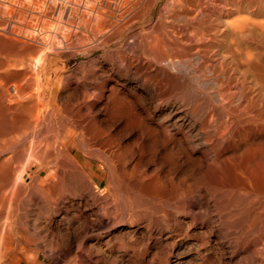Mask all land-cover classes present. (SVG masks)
Masks as SVG:
<instances>
[{
    "label": "bare ground",
    "instance_id": "obj_1",
    "mask_svg": "<svg viewBox=\"0 0 264 264\" xmlns=\"http://www.w3.org/2000/svg\"><path fill=\"white\" fill-rule=\"evenodd\" d=\"M65 1L62 3L57 0H0L1 81L9 75L24 79L25 75L29 73L27 70L31 65L29 61H32L29 57L31 54L37 65L43 64L44 51L52 44L49 43L52 42L50 39H60V42L64 41L69 45L70 41L78 40V33H81V30H85L93 34L89 36L93 41L84 36L86 34L83 36L81 34L82 41L79 37L81 42L85 43L83 37L87 38L85 40H89V42L86 41L87 44L83 43V49L79 48L82 49L81 53L83 51L85 53L105 52L109 51L108 49L112 46L117 51L120 60L138 56L144 58L143 61L145 60L147 66H144V62L141 64L143 66L138 64L137 72H141L139 74L142 75L144 73L146 77L153 79L151 85L146 88L156 102L155 110L162 112L165 109L164 106L169 107L171 104L194 105L192 110H188L191 118L196 122L202 114L204 117L202 123L209 122L210 125L212 121H216L215 115L220 107L222 114L228 118L231 117L238 128L256 126L260 121L264 122V0H220L221 2L218 1L219 7L215 1L214 3L211 1L210 9H207L209 6H206L205 10V7L202 6L196 8L199 11L191 10V6L196 0H165L163 9L156 17L153 16L152 9L160 0ZM153 19H155V23L149 25L150 27H145L144 24ZM54 20L58 21V27L54 24L55 28H53L51 22ZM81 42L75 41V45L78 43L83 45ZM53 43H55V47L58 44L57 42ZM89 43H93V45L90 46ZM66 44L63 45L70 48ZM72 45L74 44L72 43ZM75 45L72 46L73 49ZM52 46L54 45L52 44ZM52 46V49L55 48ZM57 48H59V44L56 51ZM52 49L51 51L54 50ZM61 49L63 50V47ZM60 53L58 52V54ZM106 61L103 59L100 62L102 63L100 69L104 70ZM134 61L132 59L133 63ZM57 62L61 63L53 71L59 75L61 80L60 73L66 68V60L61 61L60 58L52 57L45 72L53 68ZM127 65L123 71L130 74L131 64L129 68ZM207 71L213 74L210 75L211 78L207 77ZM39 75L37 74L33 80L29 79L31 80L29 82L25 80L29 77L27 76L25 81L22 80L23 83L17 84L16 81L10 86H6L0 81V264H16V259H22L18 256L19 254L16 255L17 252L15 255L12 254L15 252L14 250L10 254L13 238L11 224L17 216V206L22 202L20 199L22 194L28 193L30 196L25 198L30 200L31 196L38 199L42 203L43 209L48 206L44 204V195L39 191V188L42 189L51 174H48V178L43 177L42 169L46 166L48 168L52 163L56 166L59 164L65 169H68L66 166H72L74 169L77 165L90 164L91 161H82L78 158L76 154L78 151L91 159L97 156L95 157L97 160L103 154L99 152L100 155L98 152L90 150L91 143L89 144V140L86 141V137L77 140L78 137H74L78 132L75 126L71 128L69 124L72 122L69 121L68 124L60 116L61 119H58L53 127H49V131L53 133L52 137L42 136L43 138H40L42 134L36 135V133L34 136L32 135L30 141L23 143L27 138L28 131H32V134L40 132V126L42 127L43 124L41 122L42 124L39 126L37 118L40 116L38 113L34 114L38 105H40L39 108L44 105V102L42 105L39 104L42 99ZM134 75L137 76L136 73ZM20 80L18 81L20 82ZM101 84L104 86V83L101 82ZM32 88L34 89L32 90ZM235 95L242 99L239 101L241 103L240 106L237 105L238 107L234 106ZM205 101H207V105L204 107L202 104ZM138 103H142L139 96L127 100L118 93L112 94L110 107L108 106L111 115L109 118L126 117V122H128L126 127L134 125L135 128L136 125H140L142 135H139L152 134L155 136L159 131L156 132L151 121L147 122L140 116L137 107H135ZM145 104L148 105V103ZM143 107L145 108V106ZM33 109L34 113L31 112ZM155 112L151 114L150 110L147 116L153 119ZM30 114L36 116L33 115V121L30 120L32 118L29 119ZM205 117H207L206 120ZM38 121L40 122V120ZM220 124L215 126L219 133L223 134L230 130L229 122ZM243 124L246 125L243 126ZM131 128L133 127L131 126ZM127 130L129 129L127 128ZM240 130L236 129L235 131L239 132ZM30 132L29 134H31ZM45 133L47 134L46 131ZM23 134H26V138L23 139V142H19ZM230 134L232 135V133ZM23 136L25 137V135ZM139 138L141 137L139 136ZM143 138L145 137L143 136L141 139ZM188 138L180 139L167 134L165 138L156 136L152 141L150 140L152 150L156 154L161 149L170 151V155L161 156L160 176L157 179L158 186L152 193L153 196L150 195L151 193L145 197L140 195L141 198L134 195L136 200L132 201L130 198L129 202L126 195L122 196V198L128 199L126 202H118L113 205L114 200H112L113 202L110 200L111 202L108 201V203L96 202L95 205H92L87 198L78 196L77 199L73 198L63 206L68 211L78 212L86 222L93 220L92 227L100 232L101 230H110L119 223L125 222L128 214L143 212V222L140 221L143 223L140 227L141 231L135 233L133 231L134 234L124 243L120 242V238H118L119 241H112V236L109 238V235H99L96 242H93L95 244L85 250V241L89 239L90 235L86 233L87 230L84 233L78 232L79 230L74 232L76 228L74 230L71 228L73 231L70 230L71 232L62 234L65 237L60 235L63 241L56 235L60 238V242L62 241L60 243L54 237L56 233H50L52 224L45 220L43 215L45 213L38 211L37 219L34 217L35 222L32 224L34 233H31L32 231L30 233L39 237L38 245L47 252L46 258L53 264H264V139H257L254 136L246 138L223 136L196 142V139ZM141 139L138 140L144 144V139ZM137 145L139 147L138 142ZM147 145L150 149L151 145ZM198 146L209 148L200 151L197 155ZM144 150L146 149L144 148ZM148 150L146 153L151 149ZM14 158L16 159L14 160ZM105 158L106 155L103 160ZM158 158L160 159L159 156ZM18 159H24L26 162L17 172L16 167L13 168L12 162L17 160L16 164H20L21 161L18 162ZM100 159L102 160V158ZM36 160L42 162L41 167L39 166L41 171L34 178L36 186L21 184L27 168L31 169L34 162H37ZM109 162L111 161L109 160ZM53 164L52 167L55 166ZM109 165L112 166L110 163ZM17 168L19 169V167ZM79 169L80 167H78ZM71 174L73 173L71 172ZM71 174H69V178ZM73 176L79 178L76 174ZM73 176L72 178H74ZM87 176L85 177L87 178ZM82 178H80V183L85 186L86 190L89 189V184H92L93 181L90 182L87 180L88 178ZM115 179L112 178V180ZM117 180L115 183L120 182ZM73 181L76 179H72ZM119 185L118 183L117 186ZM112 187L114 188V182L109 189ZM123 190V194L126 193L125 189ZM87 191L89 193V190ZM89 195L91 194L89 193ZM106 196L103 197L108 200V196ZM134 196L133 199H135ZM25 198L23 197V199ZM95 198L97 197L95 196ZM137 198L139 199L137 200ZM20 200L21 202H19ZM25 207L22 208L25 209ZM92 211H100L102 216L100 214L101 217L98 219H92ZM75 216L73 217L75 218ZM135 216L134 218H137ZM77 218L79 220L78 216ZM4 221L11 223L9 226L8 223L4 225ZM15 222L13 223L15 224ZM83 224L79 226L84 229L86 226ZM40 247L38 246V248ZM23 249L28 250L27 247ZM91 251H94V254ZM26 255L24 256L26 257ZM28 256L32 257L28 264H42L39 260V250L33 256L30 254ZM27 257L24 259L29 260L30 257L28 259ZM7 258H9V262H6Z\"/></svg>",
    "mask_w": 264,
    "mask_h": 264
},
{
    "label": "rangeland",
    "instance_id": "obj_2",
    "mask_svg": "<svg viewBox=\"0 0 264 264\" xmlns=\"http://www.w3.org/2000/svg\"><path fill=\"white\" fill-rule=\"evenodd\" d=\"M58 1L62 2V3L66 2L65 0H57V2ZM196 1H195L196 6H195V3H194V5H193L194 7L191 6V8H192L191 10H194V9L196 10V8L198 9L199 7H202V6L205 7L204 8L205 10H206V8L208 6L209 7L207 9H210L212 7V5H211L212 2L211 1H213V3L215 1V4H217V5L220 4L218 2L220 0H210V1L209 0H196ZM209 2H210V4H209ZM164 4H165V0H160L155 5V7L153 8L154 10L152 9V13H153L154 17H156L161 12V10L164 7ZM219 6L220 5H218L217 7H219ZM196 11H199V10H196ZM57 22L58 21H56V20H54V22L53 21L51 22L53 28H55V25H57L56 27H58L59 24ZM153 23H155V19H153L152 21L146 22L144 25H145V27H148L149 25L151 26ZM79 33H78V40H74L73 42L70 41V43L68 42L69 45L66 44L67 42H64L62 40L61 41L63 43L60 42L59 41L60 39L56 40V39L53 38V40H56V41H53V40L50 39V41H52V42H49V43H52L54 46H52V44H51V45H49V48H47L44 51L45 58L43 60V62H44L43 64L40 63V64L37 65V63H35L34 60H33L34 58L31 57L33 55L31 54L29 56L31 58L30 60H32V61H29V62H31V65H30V68H28L29 70H27V72H29V73H27L28 75L26 74L29 77H27L25 75L24 79L27 77V79H25V80H28V82H29V81L33 80L34 77L37 74H40L39 75L40 79H41L40 80V84H41L40 96L42 95V99H40L39 104L42 105V102H44V105L41 106L42 108H39L40 105H38V108H35L36 109L35 113H34V109L31 112L34 113L35 115L38 113L40 117H38L39 119L37 118V122L39 123V126L42 123L43 124H42V127L40 126V130L42 132L41 131L40 132H34L32 134L31 133L32 131L31 132L28 131L27 132V138L30 135L28 140L26 138V134H23V135H25V137L22 135L21 136L22 139L20 137L21 140H19V142H21V141L23 142L24 138H26V139H25V141L23 143L30 141L29 139L32 138L36 133H37L36 135H38V134L41 135L42 134L40 136V138H43L42 136H44V137H46V136L47 137H52L53 133L51 131H49V129H50L49 127H53L54 124L58 121V119H61L63 117L64 121L66 120V122L68 124H69V121L72 122V123L69 124V126L71 128H73L75 126V128L77 129L78 132H76V133L78 135L77 134L74 135V137L75 136L78 137V138H76L77 140H79V138L82 139L83 137H86L87 138L86 141L89 140L88 141L89 144L91 143L90 145L93 147L92 148L90 146V150L94 151L95 153L96 152H98V153L101 152V154L102 153L103 154H102V157H100L99 156L100 153H99L98 154L99 157H98V160H97L95 158L97 156H95V157H93V159H91V158H89L87 156H84V154H82L81 152L78 151L76 153L78 158L80 160H82V161L83 160L89 161V162L91 161L90 164L83 165V166L77 165V166L74 167V169H72L73 168L72 166H68V167L66 166V168H68V169H65L64 167H62L59 164L56 166L55 164L52 163L53 165H55L54 166L55 168L52 167V164H51V166H49L50 168L49 167L46 168L47 166L45 168H43L42 169V176L43 177L46 178L49 173L51 174L50 178L47 177L49 180L47 179V181H46L47 183L42 187V189L39 188V186H38V188L40 189L39 191L42 193V195H44V197H43V199H44L43 201H45L44 204L46 206L48 205L47 207H44V209L42 208L43 206L41 207L42 203L39 202L38 199L33 198L31 196V200H30L29 198H25L27 196H30L28 193L22 194V198H20V199H22V202L20 200L19 202H21V204L19 205V203H18V206H17L18 210L16 211V213H17L16 215L17 216H15L16 218L13 221V222H15L17 220V222H15V224L12 222V224H11L12 236H13V238H12V246L11 247L13 249L12 248L10 249V254L14 250L15 252H13L12 254L15 255V253L17 252L16 255L19 254L18 256L22 258V259H19L16 256L18 258V259L15 258L16 262H17L16 264H28V263H30V260L32 259V257L28 256V254L33 256L38 250H39V260L42 262V264H50L51 263L50 260L48 258H46L47 257L46 256L47 252L44 250L43 247H40V245H38L39 237H36V235L31 234V233H34L33 230H32V228H33L32 224H34V222H35L34 217L37 219L36 216H37V214L40 211L45 213V214H43L45 220L47 222L50 221V224H52L50 233H52V232L54 234L56 233L55 236L53 234L52 235L55 237V239L57 241L60 238H61L60 240L63 241L62 237H65V235H62V234H66L67 232H71L70 230H72V229L74 230V228H76V230H74V232H77V230H79L78 232H83L84 233L87 230L86 233L88 235H90V237H89V239L87 241H85L86 242L85 243L86 247L84 246L85 250L89 249V247H91V245L95 244L93 242H96V239H97V237L99 235L100 236L109 235L108 236L109 238H111V236H112V238H111L112 241H119L118 238H120L121 239L120 242L124 243V242H126V240H128L131 237L132 234H134L135 232H139V230L141 231L140 227L143 224L142 222H143V217H144V214H142L143 212H138V213L137 212H133L130 215L128 214L126 216V218H125L126 220H124L125 222L119 223L118 225L114 226V228H111L110 230L108 229L109 232H108V230H101V232H100V230H97L96 228L92 227L93 226V223H92L93 220L90 221L91 223L90 222H86L84 220V217H82L78 212H76L74 210L68 211L63 206L66 205L68 203V201H70L71 199H73V198L77 199L78 196L82 197V198H85V199L87 198L89 203L92 204V205H95L96 202L97 203H100V202L101 203H104V202L108 203V201H110V200L111 201L114 200V202L112 201L113 202L112 205L114 203L117 204L118 202L119 203L120 202H126V200H128V199H129V202H130L131 199H132V201H135L136 197H140V195L142 197L143 196L145 197L147 194L149 195L150 193H151L150 195L153 196L152 193L154 192V190L158 186V180L157 179H158V176H160V169H159L160 165L159 164H160V161H161V156L165 157V156H167V154L170 155L169 154L170 151L167 150V149L166 150H162L161 149L160 152H158L157 154L155 152H153L151 141H152V139L154 137L158 136L159 138H165L167 136V134H171L174 137H177V138H180V139H184V138H187V137H189L188 139L192 138V140L196 139L195 140L196 142H199L201 140L204 141V139L206 140L208 138H220V137H223V136L224 137H235V138H237V137H245L246 138L247 136L248 137L249 136L250 137L254 136L257 139H264L263 138L264 137V122L263 121H260L261 124H260V122L257 123L258 124V125H256L257 127L255 125L247 127V126H245L246 124L245 125L243 124V126H245V127H243V126H241V127H243L245 129L244 130L243 128H238L236 122L233 121V119L231 117L230 118L232 120L230 118L226 117L224 114H222L220 107H218L217 113L215 115V120L216 121H212L210 125L208 124L209 122H206L205 124L202 123L203 118H204L202 114H201L200 118L198 117V120L196 121L197 123L191 118L189 111L192 110L194 105H183V104L175 105V104H171V106H169V107L164 106L165 109L162 112H159V111L155 110L154 105L156 104V102L152 99V97L150 96V94L148 93L147 88H146L149 85H151V81L153 79L146 77L144 73L142 75V74H139L141 72H137V70H138L137 68H139V65L143 66V65H141L143 62H144L143 63L144 66L146 65L145 60L143 61L144 58H141L142 56H138L137 58L136 57L135 58L134 57H127L124 60H120L117 51H115L114 47L112 48V46H111V48L108 49L109 51H105V52H103V51H92L90 53H85L83 51V53H81L82 52L81 50L83 49L84 44H87L86 41L89 42V40H85V39H87L90 35L92 36L93 34L92 33L90 34L89 31H85V30H81V33L80 34ZM81 34H82V36L84 34H86L84 36H87V38L83 37L85 43L81 42L82 41V36L80 37ZM89 38H91L90 40L93 41L92 37H89ZM75 41L76 42L78 41V42H81V44H83V43L84 44L80 45L78 43V44H76L77 45L76 46L75 45ZM53 42H57L59 44V48H57V51L59 50L58 51L59 53H60V51H62L60 54H58V52L56 51V47H58V44H56L57 46L55 47V43H53ZM72 43L75 45L74 49L72 47V46H74V45H72ZM63 44L64 45L66 44L70 48L64 46ZM70 45H72V46H70ZM88 45L91 46V45H93V43H89ZM51 46L55 47V48H53L54 50L51 48ZM61 47H63V50L64 49H66V50L63 51L61 49ZM77 47H78V49L82 47L81 50L79 49L80 52L77 50ZM51 49L53 51H55V52L51 51ZM47 50H50V51H47ZM103 53H105V54L103 55ZM88 54H89V56H88ZM46 55H48V56H46ZM105 55H106V57H105ZM115 55H117V56H115ZM113 56H114V58H113ZM52 57H57V58H60L61 61H65L66 60V62H67L66 68L64 70H62L61 73H60L61 76H62L61 80L58 77L59 75L56 74L53 71L55 67H59L61 62L60 63L57 62V64L53 68H51L50 70L45 72V69H46L47 65L50 63V60H51ZM97 59H98V61H97ZM103 59L107 60L106 63H105L104 70L100 69V67L102 65V63H100V62ZM108 59H110V60L108 61ZM132 59H133V61L136 60L137 62L134 61V63H133ZM137 59H139V60H137ZM130 60H131V62H130ZM124 61H125L126 65L129 63V65H127V68H129L130 64H131V67H130L131 73L130 74L126 73L125 71H123L124 69H126V65H125ZM132 63H133L134 66L132 65ZM32 64H34V65H32ZM97 64H100V65H97ZM121 65H123V66H121ZM134 71H136V72H134ZM37 72H39V73H37ZM135 73L140 78H138L137 76L135 77V75H134ZM207 73H208L207 77H210V75L211 76L213 75L212 73H210L208 71H207ZM30 75L31 76L34 75V76L31 77ZM14 77H16V76L9 75L8 77H6V79L4 78L3 81H1L2 79H0V81L4 85L6 84V86H10V85H12V83L15 84L16 81H17L16 82L17 84L18 83H23V81H25L21 77H20L21 80L18 77H16L18 79L14 78ZM29 79H31V80H29ZM18 80H20V82ZM9 82H10V84H9ZM101 82L104 83V86H103V84H101ZM148 82H149V84H148ZM100 84L102 85L101 86L102 91H100L101 90L100 87H99ZM145 85H147V86H145ZM33 89L34 88H32V90ZM116 93H118V95H120V96H124L127 100L128 99L132 100V99H135L136 97L139 96V98L142 99V103H140V104L138 103L137 105H135V107H137L136 109H138L137 112L140 114V116H142V118L144 120H147V122L151 121V123H152L151 125L152 126L154 125L153 127L156 129V132L159 131V133H156L155 136L152 135V134H149L150 136L148 134L143 135L145 137V138H143L144 139L143 140V139H141L143 136H141L142 135V132H141L142 130L140 129L141 128L140 125H136L135 124L137 126V127L135 126V128H134V125H131L133 128H131V126H129L131 128L130 129L128 126L126 127V125H128V122H126L127 121L126 117L116 118L117 120L112 118V117H111L112 119L109 118L111 116L110 113H109L110 111H108V109L110 107V101H111V98H112V94L115 95ZM234 99L233 100L236 101V102H234V106L235 105L236 106L239 105L241 103L239 101H242V99L238 95H235ZM41 100H43V101H41ZM143 100H145L144 103H143ZM145 103H148V105L145 104ZM202 105L205 107L207 105V101H205V103H203ZM143 106H145V108ZM178 106H180V107L178 108ZM172 109H174V110H172ZM150 110H151V114L154 111H156L153 119L150 118V116H147L148 115V111L150 112ZM201 110H202V108H201ZM164 112H166L167 114L166 113L164 114ZM169 112H171V113H169ZM176 112H178V113H176ZM30 115H29V119L35 116V115L34 116L33 115L30 116ZM171 115H173V116H171ZM145 116L148 117V118H144ZM184 116H185V118H184ZM26 117L28 118V116H26ZM199 119H201V120H199ZM206 119H207V117H205V120ZM30 120L33 121V118L30 119ZM38 120H40V122ZM114 120H116V121H114ZM112 121H114V122H112ZM224 122L225 123L229 122V124H231V125H230V130L228 132H225V133L222 134L221 132L219 133V131H217V127H215V126L219 125L220 123L223 124ZM92 123H96V124H92ZM201 123L203 124V126H202ZM232 123H233L234 126L232 125ZM47 125H48V127L46 128ZM231 126H232V128H231ZM43 127H44V129H42ZM165 127L167 129H163ZM127 128L130 131L127 130ZM236 129H237V131H238V129H241V130L239 132H237V131H235ZM43 130H45L48 135L45 133V131L43 132ZM234 131H235V133L233 134ZM29 132L31 134H29ZM82 132H83L84 136H81V135H83V134H81ZM160 132H162V133H160ZM242 132H244V133H242ZM230 133H232V135ZM139 134H141V135H139ZM139 136L141 138H139ZM148 137H150L151 139L148 138ZM138 139L139 140L140 139L143 140L144 144H142V141H139ZM135 140H136V142H135ZM137 142L139 144V147H138V145L136 146ZM140 144H142L143 148H141L142 146L140 147ZM147 144L151 145V147H150L151 150L148 148L149 145H147ZM145 145H147V146H145ZM144 148L146 150H144ZM208 148L206 146H201V147L198 146L197 149L199 151L197 152V155L199 154L200 151L206 150ZM148 149L150 150V152L146 153ZM161 152H164L165 154L162 153L163 154L162 155ZM148 154H149V156H146ZM104 155H106V158L103 160ZM158 156L160 157V159L158 158ZM99 158H102V160L100 159L101 160L100 161ZM108 158H110V159H108ZM15 159L16 158H14V160ZM106 159H108V160H106ZM19 160L22 162V164H21V162ZM109 160L111 162H109ZM16 161L12 162V166H13V168L16 167L17 172H18V170L20 171V169L22 168L21 166L25 164L26 160L24 162V159L23 160L18 159V162H20V164H16ZM105 161H106L107 165L105 164ZM102 162H103V164H102ZM108 162L112 166H110ZM41 163H42L41 160H38L37 162H34V164L36 166L33 164V167L31 169L27 168L26 172L24 173L26 175V180H25V175H24L23 179L25 180V182L23 180V183H21V184L24 185L26 183L25 185H29V186L34 185V186H36L35 184H37V183H35V179L34 178H36L35 176L38 174L39 171H41L40 170V167H41L40 164ZM17 167H19V169ZM70 167H71V169H70ZM78 167H80L79 170H78ZM54 169H55V171H53ZM77 170L81 171V172H78ZM27 172H28V174H27ZM71 172L73 174H76L79 178H76V176H73V174H71ZM106 173H107V175H106ZM69 174H71L70 178H72V176H73L74 178H72V179H74V180L76 179V181L72 182V179H70L68 177ZM83 174H85V175H83ZM110 175L113 176L112 177L113 179L114 178H116V179L112 180ZM85 176H87L88 179ZM82 177L84 179H87L88 181L90 180V182L91 181L95 182V184H93V182H92V184L90 183L89 184L90 186L88 187L89 189H87V190H89V193L91 195H89L88 191L84 188L85 186H83L80 183V180H81L80 178H82ZM109 178H110V181H109ZM68 180H70V181H68ZM111 180L114 182V188L112 187V189L114 191L112 189H109V188H111V185L113 186V182ZM116 180H117V182L120 181L118 183L121 186L120 185L117 186L118 183H115ZM26 181H28V182H26ZM31 182H32V184L30 185ZM109 184H111V185H109ZM72 185H74V186H72ZM115 186H116V188L117 187L118 188L116 189ZM82 187L84 188V190H83ZM118 189H119V191H118ZM120 189H122V190H120ZM123 189H125V191H126V193H124V194H123V192H124ZM148 189H151L152 191L148 190ZM69 190H71L72 193ZM93 190H95V192H93ZM111 190L114 193H112ZM96 192H98V193H96ZM103 192H104V194H101ZM119 192H120L121 195L119 194ZM106 194L108 196V200L106 198L107 197ZM88 195L91 196V197H89ZM100 195H102V196H100ZM104 195L106 196L105 197L106 199H104V197H103ZM131 195H133V196L135 195L136 196V197L134 196L135 199H133V196H131ZM154 195H155V193H154ZM95 196L97 198H95ZM98 196H99V198H98ZM122 196H126L128 199L126 197L122 198ZM23 197L25 199H23ZM93 198H95V200L97 199L98 201L99 200L100 201L99 202L97 200L95 201V200H93ZM119 198L120 199L122 198V200H119ZM27 199H28V201H27ZM138 199L139 198H137V200ZM93 201H95V202H93ZM60 202L61 203L63 202V204H61ZM22 207H25V209H23ZM54 207L56 208V211H57L56 213H55V208ZM51 210H53V211H51ZM92 212H93L92 216H91L92 219H98V217L102 216V214H101L102 212H100V211H92ZM35 213H36V215H35ZM134 213L137 214V215L135 216ZM100 214H101V216H100ZM66 216H67V218H66ZM73 216H75V218ZM77 216L79 217V220H78ZM134 216L137 217V218H134ZM69 217H70V219H69ZM81 217H82V219H81ZM46 218H48L49 220H47ZM132 218H134V219L132 220ZM82 221H83V223L85 222L86 224L85 223L83 224ZM138 221H139V224H138ZM140 221H142V222H140ZM18 222H19V224L20 223L21 224L19 225ZM7 223L8 222L4 221V225H6ZM9 223H11V222H9ZM9 223H8V226H9ZM81 223L84 226H86V227H84V229H83L82 226H79V225H82ZM13 224H14V226H13ZM23 225H24V227H23ZM59 225H61L62 228ZM64 225H65V228H64ZM69 225H71V226H69ZM8 226H7V228H8ZM57 227H59L60 229L57 228ZM63 228H64L65 231L63 230ZM56 229H58V230H56ZM55 230H56V232H55ZM67 230H69V231H67ZM89 231H90L91 234L88 233ZM133 231H134V233H133ZM56 235H58L59 237L61 235L62 237L59 238ZM31 236H32L33 239L31 238ZM26 238H28V239H26ZM60 240H59V242H60ZM15 241L18 244L17 243L15 244ZM36 243H37V246H36ZM19 246H21L22 248L19 247ZM38 246L40 248H38ZM18 247L20 248V250L18 249ZM26 247L28 248V250L27 249L26 250L23 249V248H26ZM22 249L24 250V252H23ZM20 251H21V253H20ZM91 252L94 254V251H91ZM31 253L32 254L34 253V254L32 255ZM25 254H27L26 257L28 256L27 259L30 257L29 260H25L26 259V257L24 256ZM8 259L9 258L6 259V262L10 261ZM17 260H19L20 262H18ZM51 264H53V263H51Z\"/></svg>",
    "mask_w": 264,
    "mask_h": 264
}]
</instances>
